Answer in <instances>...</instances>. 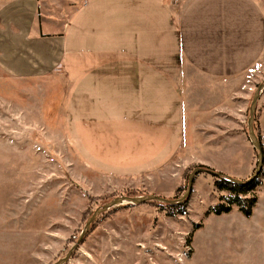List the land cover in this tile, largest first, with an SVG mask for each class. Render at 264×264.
I'll return each instance as SVG.
<instances>
[{
  "label": "crops",
  "instance_id": "crops-1",
  "mask_svg": "<svg viewBox=\"0 0 264 264\" xmlns=\"http://www.w3.org/2000/svg\"><path fill=\"white\" fill-rule=\"evenodd\" d=\"M60 2L47 14L43 0H0V60L9 75L64 85V132L84 169L159 182L204 164L250 176L241 129L251 71L264 70V0ZM257 105L264 144V91ZM223 216L238 224L243 264H264V186L251 216Z\"/></svg>",
  "mask_w": 264,
  "mask_h": 264
},
{
  "label": "rangeland",
  "instance_id": "rangeland-1",
  "mask_svg": "<svg viewBox=\"0 0 264 264\" xmlns=\"http://www.w3.org/2000/svg\"><path fill=\"white\" fill-rule=\"evenodd\" d=\"M43 4L51 14L53 7L60 8L64 2L43 0ZM251 74L256 80L241 130L252 151V174L258 151L248 137V109L256 87L264 83V70L257 66ZM50 76L42 83L18 78L7 74L0 60V264H52L76 242L97 207L125 195L126 190L139 191L135 196L165 191L162 197L174 199L176 188L185 184L180 197L189 173L207 166L192 164L159 182L146 180L145 175L100 179L82 167L68 143L65 87ZM259 99L253 127L259 125ZM261 148L264 157V144ZM207 167L210 170L194 176L184 213L170 216L149 201L113 206L95 219L65 264H243L244 253L239 249L246 244L233 230L238 225L234 217L209 213L221 202L219 198L227 200L231 194L216 189L214 174L222 173ZM255 181V190L245 199L258 198L264 186V161Z\"/></svg>",
  "mask_w": 264,
  "mask_h": 264
},
{
  "label": "water",
  "instance_id": "water-1",
  "mask_svg": "<svg viewBox=\"0 0 264 264\" xmlns=\"http://www.w3.org/2000/svg\"><path fill=\"white\" fill-rule=\"evenodd\" d=\"M263 89H264V83L258 84L255 91L253 92L252 99H251L249 109H248L249 110L248 111L249 116H248V120H247L248 137L250 139L252 146L258 151L256 166H255L254 171L250 175V177L245 179V180H240V179H236V178L224 175L229 181H231L233 183L243 184V183L251 182V181L255 180L258 177V175L261 173L264 157H263V152H262V148H261V143L258 140V138L254 132L253 122H254L256 103H257V100L259 99L260 93ZM201 171L207 172V170H205L203 168L196 167L189 173L188 179H187L186 190L183 192V194L180 197H177L174 199H168V198H165V197H162L159 195H154V194H147V195H140V196L120 195V196L114 197L113 199H111L109 202L103 204L102 206L97 207L93 211L91 216H89L88 219L86 220L84 227L82 228L76 242L71 246V248L66 252V254L62 258H59L57 261H55L52 264H65V263H67L69 261V259L71 258V255L73 254V252H75V250H77L78 246L82 242L87 231L90 229L91 224L95 221V219L99 215L105 213L111 207L116 206V205H120V204H125V203L136 205V204H142V203H145L148 201H157L160 203L171 204V205L182 203L183 201H185L189 197V195L191 193L194 176ZM216 175L219 176L222 174L216 173Z\"/></svg>",
  "mask_w": 264,
  "mask_h": 264
},
{
  "label": "trees",
  "instance_id": "trees-1",
  "mask_svg": "<svg viewBox=\"0 0 264 264\" xmlns=\"http://www.w3.org/2000/svg\"><path fill=\"white\" fill-rule=\"evenodd\" d=\"M256 121H258L257 116H255V123ZM254 127L256 130V136L258 140L260 141L259 125L256 123ZM200 167L204 169H209L207 166H200ZM214 175H215L214 185L216 189H218L219 191H222V190L227 191L228 193L231 194V197H229L227 200H224V198H219L221 202H219L218 204L210 208L209 213H213L215 215H220L222 213H228L232 210L233 206H236L242 214H244L246 217H249L252 214V208L257 198L255 195H252V197L249 199H245L243 196L248 195V193L255 190L256 181L253 180L248 183L238 184V183H233L229 181L224 175H219V176L216 174ZM184 187H185V184H182L176 188V190L174 191L175 198L179 196V194L184 189ZM138 192L139 191L126 190L124 194L126 196H135L138 194ZM187 202L188 200L186 199L182 203L172 204V205L159 203L157 201H149L148 203L157 205L160 209L165 210V212L168 215L174 216V215L182 214L185 212ZM126 205H132V204L128 203Z\"/></svg>",
  "mask_w": 264,
  "mask_h": 264
}]
</instances>
